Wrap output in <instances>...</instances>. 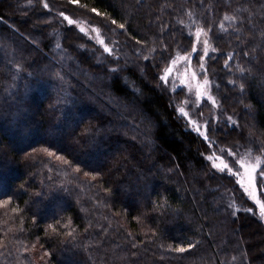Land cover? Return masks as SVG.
<instances>
[{
    "label": "trees",
    "instance_id": "trees-1",
    "mask_svg": "<svg viewBox=\"0 0 264 264\" xmlns=\"http://www.w3.org/2000/svg\"><path fill=\"white\" fill-rule=\"evenodd\" d=\"M49 2L0 0V201L11 197L0 264H264L253 202L207 160L221 147L264 153V0ZM60 12L100 26L118 57ZM190 23L211 27L217 50L208 71L223 116L212 142L187 128L159 80L191 50ZM189 241L199 243L174 250Z\"/></svg>",
    "mask_w": 264,
    "mask_h": 264
},
{
    "label": "rangeland",
    "instance_id": "rangeland-1",
    "mask_svg": "<svg viewBox=\"0 0 264 264\" xmlns=\"http://www.w3.org/2000/svg\"><path fill=\"white\" fill-rule=\"evenodd\" d=\"M39 1H40V5L42 7H43L44 3H47L48 6L50 5L49 0H39ZM49 7H48V9H49ZM64 15L68 16L70 19H72L74 21V24L69 26L67 21L64 20V18L61 17L59 14V17L62 20L61 22L65 23L68 27H73L75 30H77V32H79L85 38L86 41L90 42L91 44H93L95 46V49L97 48V49L101 50L102 52H104L103 46L99 45L96 42V39H94V37H96L98 39H103L105 41V43L107 44V46L109 48L113 49V52L110 55H112L113 58L118 57L116 55L117 51H116V47L114 45V42L108 40L106 33L104 32V30L100 26L91 22V20L89 18H86V17L73 16V15H69L67 13H64ZM197 27H198V25L196 23H190L189 26L187 27L188 28L187 31H188L189 35L193 38V44H197L196 39H195V35H194ZM81 28H83L85 31L80 32L79 29H81ZM205 30H207V29H205ZM204 38L205 37L202 36L201 39H204ZM207 38L210 41V46L214 47L213 43H212V39H211L212 37H211L210 32L208 33ZM197 48L202 53V46L197 44ZM104 54H108V53L104 52ZM190 54H191V60L188 64H185L183 59H177V63L175 65H171V60L173 58L184 57V56H188ZM210 54H211V52H210ZM173 58L165 66V67H169V66L172 67V73L169 77V81L166 84L161 81L162 86L172 95V101H174V103H175L178 116L185 122L187 128L194 131L195 133H197L195 131V129L193 128V126L189 123L190 119L196 120L198 122L201 131H205L206 125H207V134L209 135V138H210L208 141L212 142L211 128L214 127L215 125H218L221 123V121H222L221 118L223 116V113H222V105H221V101L219 99V95H218V92L216 89V85H215V83H214L213 79L211 78L209 71H208V57L206 58V73H207V76L209 78V81L211 82V87L208 89V91L210 92V94L213 96V98L217 102L215 106L212 104L211 101L207 100L206 96L205 97H198L197 96V92L202 90L203 79H204V75L201 73L200 68H199L198 56L194 53H191V50H190V51L185 52V53L180 52L176 56H174ZM163 69L160 71V75H163ZM193 72L196 74L195 79L192 78ZM198 84L201 87H198ZM181 107L184 108V110L189 113L188 117H183L179 113L178 109ZM227 117H226V119H227ZM232 119L235 121L236 118L232 117ZM69 131L63 132V135L68 136ZM19 135H21V134H19ZM34 137H35V135L32 138H34ZM46 137L51 139L52 134L50 132H47ZM17 139L23 141L22 142L23 144L26 143V141H24L22 137L17 136ZM221 149H230L231 151L236 152V150H233L231 148L221 147V148H218V150H216L215 152H213L212 155H215L216 157H221L222 156ZM246 150H250L248 155H245ZM237 151L241 154V158L245 159L249 163L253 162L255 157H257V156H259L262 160H264V153L262 151H256L250 145H246V147H242L241 149H238ZM212 155H209V156H212ZM249 156L251 157V159H249ZM103 158H105V157H103ZM223 159L225 162H228L230 166L232 165L231 159H229V157L226 154H223ZM209 162L212 165V162L211 161H209ZM215 163H220V160L217 159L215 161ZM240 180L243 183H247L246 178L243 176L240 177ZM261 190H262L261 186L258 184L256 187L257 195H259V192ZM260 199L262 202H264L263 196H261ZM255 208H256V211L259 214L261 220L264 223V217H262L260 215L259 206H255Z\"/></svg>",
    "mask_w": 264,
    "mask_h": 264
},
{
    "label": "snow or ice",
    "instance_id": "snow-or-ice-1",
    "mask_svg": "<svg viewBox=\"0 0 264 264\" xmlns=\"http://www.w3.org/2000/svg\"><path fill=\"white\" fill-rule=\"evenodd\" d=\"M73 2H77V0H73ZM43 7L45 9H47L49 6L47 3H44ZM92 11L94 13H96L97 15H99L97 9L93 8ZM60 16L64 18V20L67 21L68 25L71 26L74 24V21L72 19H70L68 16H65L63 12H60ZM237 19L236 17H229V16H225L224 20L225 21H231V20H235ZM112 24H116V21L113 20L111 22ZM120 29H124L125 25L124 24H120L118 26ZM221 30H224V23L222 22L219 25ZM80 32H84L85 30L83 28L79 29ZM212 29L211 27H209L207 30H205V28L203 27H197L194 35H195V39L197 44L202 46V53L200 50H198L197 48V44H193L192 48H191V53H194L198 56L199 58V68L201 73L204 75V79H203V85H202V90L197 92V96L198 97H207L208 101H211L212 104L215 106L216 105V100L213 98V96L210 94V92L208 91V89L211 87V82L209 81V78L207 76L206 73V58L209 57L210 52L211 53H216V48L215 47H211L210 46V41L207 38L208 37V33L211 32ZM234 31H239V29H234ZM203 37H205L204 39H201ZM94 39H96V42L99 45L103 46V51L105 53H108L109 55L113 52V49L109 48L107 46V44L105 43V41L103 39H98L96 37H94ZM155 51V50H153ZM245 55H247V53H245ZM161 58H163V50L161 51ZM149 59L148 57H145V60ZM155 59V58H153ZM177 59H183L185 64H188L191 60V54L188 56H184V57H177V58H173L171 60V65H175L177 63ZM233 59L232 54L228 55V59H226L224 61V65L225 67L228 66L229 61ZM154 67H159V62H155L153 64ZM125 70L123 67L119 68V69H112L111 71L113 72H118V71H123ZM238 71L241 72V74H243L244 70L242 68L238 67ZM172 73V67H165L163 69V75L159 76V80L164 82L165 84L168 83L169 81V77ZM56 77L58 79H62V77L60 76L59 73L55 74ZM196 74L193 72L192 73V78L195 79ZM230 83H235L234 81H230ZM198 87H201L198 84ZM241 91L244 90V85L241 84L239 85ZM179 113L183 116V117H188L189 113L186 112L184 110V108H179L178 109ZM189 123L193 126V128L195 129V131L198 133L199 136H201L203 138V140L208 141L209 135L207 134V125H206V130L205 131H201L200 126L198 124V122L196 120H189ZM236 121H234L232 119L231 116H228L226 119V125H235ZM47 151V150H45ZM250 152V150H246L245 155H248V153ZM221 153L222 156L221 157H216L215 155L212 156H208L207 160L212 162V169H214L216 172L221 173V174H226L227 177L230 178H236V183L239 184V187L243 190L244 195L246 196L247 200H250L253 202L254 206H259V212L260 215L262 217H264V202L261 201L260 197L264 196V160H262L259 156L255 157L254 161L249 163L248 161H246L245 159L241 158V154L236 151L233 152L230 149H221ZM223 154H226L229 159H231L232 161V165L230 166L228 162H225L223 159ZM26 155H30V154H26ZM55 154L52 152H48V156H54ZM58 160H62L64 164L69 165V162L67 160H63L62 157H57ZM219 159L220 163H215V161ZM249 159H251V157L249 156ZM235 169V170H234ZM76 173H79L82 171V169L80 168H76L74 170ZM84 175L86 177H88L90 174L85 172ZM245 177L247 180V183H243L240 180V177ZM92 180H96L97 177L96 176H92L91 177ZM261 186V191L259 192V195H257V191H256V187L257 185ZM0 194H4L2 192H0ZM11 203V197H9L8 200H4V201H0V206H6L9 205ZM229 207H231V205H229ZM249 213L253 212V208L249 207L246 209ZM14 211H20L19 209H14ZM59 224V222H57V225ZM68 224H65V227H68ZM52 228L53 232L57 231L56 226H49ZM69 236L72 235L71 232L68 233ZM199 241L196 242V244H198ZM196 244H193V242L189 241L187 243V248L181 246L179 248L174 249L177 252L183 253L186 252L190 249H192L193 247L196 246ZM25 251H28L27 248H25ZM51 253H45V256H50Z\"/></svg>",
    "mask_w": 264,
    "mask_h": 264
}]
</instances>
